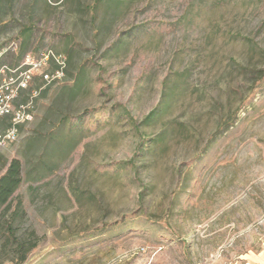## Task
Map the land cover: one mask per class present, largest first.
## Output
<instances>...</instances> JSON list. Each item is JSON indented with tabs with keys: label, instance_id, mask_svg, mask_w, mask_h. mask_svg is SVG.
I'll return each instance as SVG.
<instances>
[{
	"label": "rangeland",
	"instance_id": "1",
	"mask_svg": "<svg viewBox=\"0 0 264 264\" xmlns=\"http://www.w3.org/2000/svg\"><path fill=\"white\" fill-rule=\"evenodd\" d=\"M2 3L0 175L20 162L18 233L39 237L20 264H245L259 253L264 0ZM50 52L64 72L47 82ZM12 256L5 247L0 264Z\"/></svg>",
	"mask_w": 264,
	"mask_h": 264
},
{
	"label": "trees",
	"instance_id": "2",
	"mask_svg": "<svg viewBox=\"0 0 264 264\" xmlns=\"http://www.w3.org/2000/svg\"><path fill=\"white\" fill-rule=\"evenodd\" d=\"M4 6V0H2ZM1 2V0H0ZM37 5V4H32ZM2 6V7H3ZM34 6V7H35ZM5 25V23H2ZM29 28L25 27V31L22 32V36L27 37L29 35ZM52 63L53 61L50 60ZM58 69V67L56 66ZM64 72V68L62 69ZM163 108H156L148 114L146 120H151L156 117L161 111L166 109L167 103L162 102ZM161 107V106H160ZM5 166V165H4ZM4 168V167H2ZM21 184V164L18 160L12 159L5 167L4 172L0 175V212L1 215H5L2 225L3 234L0 238V251L9 246L12 248L11 260L17 259V263L24 262L29 252L34 249L39 241V237L32 229H25L23 232L18 233L17 224L19 221L24 220L26 213L19 200L13 203V194Z\"/></svg>",
	"mask_w": 264,
	"mask_h": 264
},
{
	"label": "built area",
	"instance_id": "3",
	"mask_svg": "<svg viewBox=\"0 0 264 264\" xmlns=\"http://www.w3.org/2000/svg\"><path fill=\"white\" fill-rule=\"evenodd\" d=\"M43 59L45 60V62H48L50 60H52L54 63H56V66L58 67V69L56 70L55 74L49 76L48 74H45L43 76L44 80L47 82H52L54 79L62 77L63 76V72L62 69L64 68V63L62 61H59L57 57H55L51 52L45 54V56L43 57ZM29 78V76L26 75V73H23V78L21 79V82L19 83L20 87H25V81ZM1 110V109H0ZM0 112H4V111H0ZM14 123H18V119H14ZM15 132V128L10 129L6 135L3 137L4 139H11L13 138Z\"/></svg>",
	"mask_w": 264,
	"mask_h": 264
},
{
	"label": "crops",
	"instance_id": "4",
	"mask_svg": "<svg viewBox=\"0 0 264 264\" xmlns=\"http://www.w3.org/2000/svg\"><path fill=\"white\" fill-rule=\"evenodd\" d=\"M245 264H264V245L263 248L259 251V253L251 260L245 262Z\"/></svg>",
	"mask_w": 264,
	"mask_h": 264
}]
</instances>
